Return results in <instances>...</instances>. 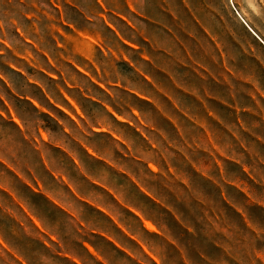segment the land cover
Here are the masks:
<instances>
[{
    "label": "crops",
    "instance_id": "1",
    "mask_svg": "<svg viewBox=\"0 0 264 264\" xmlns=\"http://www.w3.org/2000/svg\"><path fill=\"white\" fill-rule=\"evenodd\" d=\"M69 1L81 16L80 20L72 21L76 32L83 36L80 44L84 45L87 36H95L105 41L113 52L119 51L125 56L120 63H116L111 54L106 58L99 57L104 80L97 81L89 68L91 64L84 59L87 57L95 64L98 59L95 46L86 54L83 46L75 42V46L86 55L82 53L84 58L77 56L73 64L89 74V78L79 72L77 75L80 80L87 79L90 88H83L77 81L63 91L83 109L92 106L103 109L105 117L93 120L84 110L83 119L78 118L79 126L76 125L63 112L70 111L69 102L54 93L43 79L46 77L32 68L37 65L35 56L25 55L24 60L18 59V72L11 70L24 80L25 91L16 89L11 73L0 70V111L6 112V117L0 114V160L18 175L15 177L19 182L23 180L32 184L25 173L35 176V172L40 171L43 176L39 178L45 181L41 182L45 190L39 192H43L52 209L71 221L78 219V214L57 188L66 189L68 196L86 200L79 177L73 172L85 175L105 188L112 204L133 213L142 231L154 234L151 231H156L157 227L161 236L177 245L185 263L194 264L186 255L189 244L184 240L207 236V231L197 222L202 216L197 214L193 205H207V188L215 182L212 174L199 175V170L203 159L215 155L214 149L219 147V125L227 123L224 109L231 110V113L239 109L240 79L252 86H256L257 78L264 79V38L238 0H88L92 6L88 8L83 0ZM97 22L102 23V31L96 30ZM240 62H243L242 66ZM96 83L105 85L109 93L97 87ZM115 91L135 98L140 105L124 104L115 98ZM15 99L26 102L38 114L57 124L60 132L51 133L48 142L41 145H50L59 151L68 159L69 167L59 165L52 158L51 151L37 145L34 152L39 160L33 166L30 160L32 143L41 126L32 125L20 113V124L14 123L9 113L10 109L16 110ZM5 124L8 127H4ZM129 128L134 137L126 134ZM94 129L105 131L95 133ZM220 130L224 131L223 127ZM96 135L108 136L114 152L100 148L94 141ZM75 143L82 145L89 160L101 163L105 172L111 173L105 176L127 181L146 203L128 199L123 186L116 184V179L111 178L110 183L101 182L100 175L89 173L76 152ZM211 166L213 170L218 169L222 205H233L225 193V185L230 189L236 187L247 203L252 202L244 188L227 181L224 183L222 164ZM203 182L206 193H203ZM15 185H2L13 196H8V201L0 199V264H34L31 250L25 243L26 226L40 221L48 235L54 236L57 232L50 215L33 201L35 193L32 189L23 185L28 192L24 195ZM87 201L106 211L117 222L109 205ZM237 212L248 223L247 215L240 210ZM119 225L125 228L129 240L141 244L156 258L136 232ZM204 243L208 246L210 241L204 239ZM110 244L133 260L113 243ZM214 248L223 255L231 251L228 245L219 243ZM74 256L80 259L77 254ZM207 256L205 251L199 252L201 260Z\"/></svg>",
    "mask_w": 264,
    "mask_h": 264
},
{
    "label": "rangeland",
    "instance_id": "2",
    "mask_svg": "<svg viewBox=\"0 0 264 264\" xmlns=\"http://www.w3.org/2000/svg\"><path fill=\"white\" fill-rule=\"evenodd\" d=\"M238 1L247 15L251 17V23L255 25L256 30L264 38V0ZM83 3L87 8L91 4L88 0H83ZM230 3L235 7L231 1ZM75 9L69 0H0V70L11 73L16 89L25 91L24 80L11 70L18 72V59L24 60L25 55L35 56L37 65L32 66V68L42 73V77H46L43 79L47 81L46 83L54 93L61 95L69 102L70 111L63 110V112L79 126L78 118L83 119L85 112H88L93 120L103 119L105 114L103 109L93 106L83 109L63 91L66 87L71 88L70 84L72 82L77 83V81L83 88H90L88 80H80V76L77 75L79 72L89 78V74L73 64V61L77 60V56L83 57L82 53L85 54L75 46V42L79 43L80 41L81 43L83 37L76 32L72 22L81 19ZM95 27L97 31L103 30L101 22H97ZM78 37L80 40L77 39ZM25 43L32 47H28ZM82 46L86 54L88 49L92 50L93 46L96 48L98 59L95 64L89 61L87 57L83 58L91 64L89 68L94 72L97 81L103 82L104 80L103 75H101L102 63H99V57L100 59L106 58L111 54L116 63H120L121 58H125L121 52H113L105 41L95 36H87ZM107 59L110 60V58ZM240 64L242 66L243 62ZM85 68L88 69L87 66ZM124 70L130 73L128 69ZM131 76L136 78L134 74ZM256 80V86H252L240 79L239 109H235L233 113L231 110L224 109L223 114L227 123L219 125L220 129L221 127L224 129L221 131L218 128L217 141L219 147L214 149L215 155L212 154L209 155L208 159H203L200 167L199 175L212 174L215 182L214 185H209L207 188V205L205 203L199 207L193 205L197 214L202 216V219L197 220V222L203 230L207 231V236L187 237L184 240L189 244V251L186 252V255L194 264H264V79L258 80L257 78ZM96 84L104 92L109 93L105 85ZM91 89L96 90L92 87ZM6 96L8 97L9 94L6 93ZM115 98L126 105H140L135 98L124 94L122 91H115ZM13 101L16 110L10 109L9 114L14 123L20 124V113L32 125L41 126L38 129V137L32 143L30 160L33 166L35 167L39 160L38 154L34 152L37 145L51 151L52 158L59 165L69 167L68 159L59 151L50 145H41L48 142L51 133L60 132L57 124L38 114L26 102L16 99ZM218 111L222 112V109H218ZM51 113L62 116L57 111H51ZM0 114L6 117V112L0 111ZM132 125L130 124L131 127H133ZM3 126L8 127L6 124ZM93 131L99 133L105 130L94 129ZM126 134L129 137H134L130 128L127 129ZM82 135H86V133L82 132ZM95 137L96 140L94 141L100 148L114 152L115 148L108 136L96 135ZM74 147L89 173L100 175L102 177L100 178L101 182L110 183L111 178L116 179L114 176H105V174L111 175V173H106L101 163L89 160L80 143H75ZM219 163L225 169L224 183L226 184L225 181H227L244 188L252 197V202L247 203L242 192L236 187L230 189L226 188L225 185V193L233 205L221 204L219 194L221 180L217 175L218 169L213 170L211 166L212 164L218 166ZM25 174H28V180L32 184H27L23 180L19 182L15 177L16 173L10 168H6L0 160V199L8 201L9 197L13 196L7 191V187L3 186L16 184L15 187L25 195L28 192L23 185H27L35 193L32 197L33 201L50 215L55 226L54 231L57 232L54 236L48 235L42 229L40 221L33 220L34 226L33 224L26 226L27 238L25 243L31 250L34 264H82V261L87 264H99L97 261H106L110 264H186L185 257L177 245L167 237L161 236L156 226V231L146 228L154 234L142 231L141 225L132 215L133 213L126 211L119 205L112 204L111 198L105 193V188L92 182L85 175H78L73 172V175L79 177L80 188L85 196L93 202L97 201L109 205L110 212L117 217V222L106 211L89 203L88 199H80L78 196L73 198L68 196L66 189L57 188L58 192L62 193L61 196L64 200L78 214V219L75 221L68 220L52 209L47 204L43 192H39L45 190L42 184L45 181L39 178L43 176L42 173L37 171L35 176L30 175V173ZM16 176L18 177V175ZM116 184L123 186L125 196L128 199L142 204L146 203L140 198L136 189L129 186L127 181L116 179ZM203 193H206L204 182ZM238 210L247 215L248 223L243 220L242 214H238ZM118 223L136 232L137 237L146 243L147 248L157 259L141 247V244L137 243V245L134 243L136 241L129 240L125 228H122ZM180 239L183 241V238ZM204 239L210 241L208 246L205 245ZM110 243H113L133 260L131 261L123 253L116 250ZM217 243L228 245L231 248L230 253L223 255L216 250L214 245ZM201 251H205L208 255L206 258L203 257L204 260L199 258ZM74 254H77L82 261L75 258Z\"/></svg>",
    "mask_w": 264,
    "mask_h": 264
}]
</instances>
